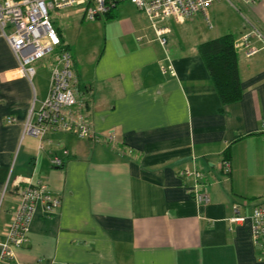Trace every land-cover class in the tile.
Instances as JSON below:
<instances>
[{
  "label": "crops",
  "instance_id": "0c3cea01",
  "mask_svg": "<svg viewBox=\"0 0 264 264\" xmlns=\"http://www.w3.org/2000/svg\"><path fill=\"white\" fill-rule=\"evenodd\" d=\"M118 15L120 27L99 44L87 36L70 41L52 22L73 61L76 96L86 103L94 132L87 140L22 135L29 109L46 95L49 71L46 88L35 92L0 36V243L18 181H41L58 199L47 217L36 209L11 264H264L249 220L254 199L264 195L263 42L252 38L259 50L249 58L236 53L241 95L228 105L197 53L207 40L237 38L247 22L264 39V0H219L204 15L166 19L164 46L131 4L102 16ZM53 157L60 167L50 165ZM184 169L202 173L208 203H194L192 182L178 177ZM232 207L243 221H229Z\"/></svg>",
  "mask_w": 264,
  "mask_h": 264
},
{
  "label": "built area",
  "instance_id": "2783aa9c",
  "mask_svg": "<svg viewBox=\"0 0 264 264\" xmlns=\"http://www.w3.org/2000/svg\"><path fill=\"white\" fill-rule=\"evenodd\" d=\"M219 0H0V36L7 44L15 59L21 75L30 82L34 75V65L49 59L47 91L44 99L35 110L29 109L22 124V135L42 139L49 133H69L77 139H92L94 132L84 113L85 100L76 96V78L71 55L60 42L50 20V13L70 8L83 7L82 18L92 21L107 14L117 3L128 2L148 22L157 42L164 46L168 32L166 19L178 23L195 14L205 13L206 8ZM255 0H246L253 3ZM248 30L233 39L232 47L236 53L249 58L258 52L252 38L263 42L261 34L247 22ZM141 39L137 38L136 42ZM162 74L172 75L169 65H160ZM6 124L14 123L12 117L5 119ZM112 142V136H107ZM51 166L60 167L61 161L53 157ZM218 170L223 175L230 172L227 161L218 163ZM178 177L192 182L187 193L196 204H206L209 197L203 187L200 171L187 169L178 172ZM23 186L18 192L17 204L4 228V240L0 243V264H11L13 250L22 246L27 239L29 225L37 208L47 217L58 205V199L49 193L45 183H32L22 179ZM2 195V193H1ZM235 213L229 221L238 223L244 220ZM251 239L264 258V200L256 204L250 212Z\"/></svg>",
  "mask_w": 264,
  "mask_h": 264
},
{
  "label": "trees",
  "instance_id": "16d2710c",
  "mask_svg": "<svg viewBox=\"0 0 264 264\" xmlns=\"http://www.w3.org/2000/svg\"><path fill=\"white\" fill-rule=\"evenodd\" d=\"M232 42V35L226 34L197 46L198 56L205 66L221 105L234 103L241 95L236 52L233 50ZM64 47L66 48L65 45Z\"/></svg>",
  "mask_w": 264,
  "mask_h": 264
},
{
  "label": "rangeland",
  "instance_id": "374dc122",
  "mask_svg": "<svg viewBox=\"0 0 264 264\" xmlns=\"http://www.w3.org/2000/svg\"><path fill=\"white\" fill-rule=\"evenodd\" d=\"M83 12V7H70L64 8L56 13H50V20L54 23V26H57L63 37L67 38L70 41L77 40L81 36H87L92 41L100 43L105 37V33H111V31L120 27L121 15L113 19H105L104 16H101L99 20L88 21L81 19ZM113 19V20H112ZM242 21V20H241ZM105 22L106 25H104ZM243 23V21H242ZM152 35V39L155 36ZM142 40V38H141ZM35 75L31 79V85L35 92L42 91L46 88L47 84V66L45 62H42L39 66H34ZM21 142H18L16 147V152L19 149ZM256 202L260 203L264 200V195H261L258 199H254ZM1 202V197H0ZM257 203V204H258Z\"/></svg>",
  "mask_w": 264,
  "mask_h": 264
},
{
  "label": "water",
  "instance_id": "95a60500",
  "mask_svg": "<svg viewBox=\"0 0 264 264\" xmlns=\"http://www.w3.org/2000/svg\"><path fill=\"white\" fill-rule=\"evenodd\" d=\"M97 18H99V17H97Z\"/></svg>",
  "mask_w": 264,
  "mask_h": 264
}]
</instances>
